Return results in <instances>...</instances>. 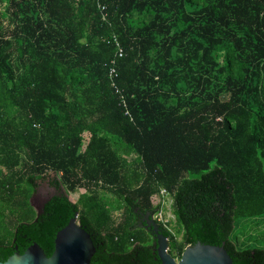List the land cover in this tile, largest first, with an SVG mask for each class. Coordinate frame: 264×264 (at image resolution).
Segmentation results:
<instances>
[{
	"label": "trees",
	"instance_id": "trees-1",
	"mask_svg": "<svg viewBox=\"0 0 264 264\" xmlns=\"http://www.w3.org/2000/svg\"><path fill=\"white\" fill-rule=\"evenodd\" d=\"M165 195L176 260L201 242L264 264L232 239L264 217V0H0L1 262L51 257L78 215L91 264H161L138 215Z\"/></svg>",
	"mask_w": 264,
	"mask_h": 264
},
{
	"label": "water",
	"instance_id": "water-1",
	"mask_svg": "<svg viewBox=\"0 0 264 264\" xmlns=\"http://www.w3.org/2000/svg\"><path fill=\"white\" fill-rule=\"evenodd\" d=\"M66 195L70 197V194ZM37 212L41 214L39 210ZM148 226L152 227L156 234L154 246L161 264H234L224 246L204 245L201 242L188 246L181 259L176 260L169 253V240L161 232L159 225L151 220ZM95 254L93 239L81 225L77 215L57 234L51 257H48L38 244H34L24 254L16 252L0 264H91Z\"/></svg>",
	"mask_w": 264,
	"mask_h": 264
},
{
	"label": "rangeland",
	"instance_id": "rangeland-1",
	"mask_svg": "<svg viewBox=\"0 0 264 264\" xmlns=\"http://www.w3.org/2000/svg\"><path fill=\"white\" fill-rule=\"evenodd\" d=\"M44 181L41 183L43 184ZM48 184V180H46ZM46 188L45 184L42 185V192ZM85 193L81 190L75 194H70V198L73 202L77 203L82 195ZM161 200L164 203V208L161 212L155 215L156 219H160L173 233L177 232V224L173 214V200L170 196L165 195ZM160 198L154 199V203H159ZM34 208L38 211V207L33 201ZM121 212H117L116 216L119 217ZM181 239V235L179 236ZM232 239L236 242L240 249L247 248H259L264 249V217L257 219H241L237 222L235 231L233 233Z\"/></svg>",
	"mask_w": 264,
	"mask_h": 264
},
{
	"label": "flooded vegetation",
	"instance_id": "flooded-vegetation-1",
	"mask_svg": "<svg viewBox=\"0 0 264 264\" xmlns=\"http://www.w3.org/2000/svg\"><path fill=\"white\" fill-rule=\"evenodd\" d=\"M41 182L42 181L38 182L31 199H32V204L34 201L36 206L38 207V210L42 214V213H44V210H45L47 203L51 199H53V197L58 195L59 191L55 186H52L48 180V184H46V181L43 182V184H45L46 188H44V192H42V185L43 184ZM151 220H154L159 225L161 232L165 235L166 230L162 227L161 220L156 219L155 215H153L150 212L149 213H139V215H138V226L140 228L144 229L151 236V239H152L151 247L153 249V253H154V255H158L157 252L155 251L156 247L154 246L156 234L153 232L152 227L148 226V223ZM158 259L159 258H156V260H158ZM0 262H1V257H0Z\"/></svg>",
	"mask_w": 264,
	"mask_h": 264
},
{
	"label": "built area",
	"instance_id": "built-area-1",
	"mask_svg": "<svg viewBox=\"0 0 264 264\" xmlns=\"http://www.w3.org/2000/svg\"><path fill=\"white\" fill-rule=\"evenodd\" d=\"M119 55H120V57L123 56V51L122 50L120 51V54ZM112 74H115V70L112 71Z\"/></svg>",
	"mask_w": 264,
	"mask_h": 264
}]
</instances>
